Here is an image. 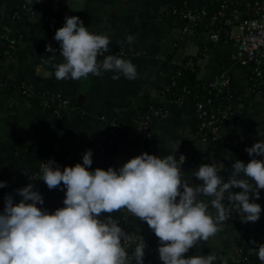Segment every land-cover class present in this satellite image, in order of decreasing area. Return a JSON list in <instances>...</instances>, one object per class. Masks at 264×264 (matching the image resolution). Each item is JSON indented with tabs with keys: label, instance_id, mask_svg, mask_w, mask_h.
Instances as JSON below:
<instances>
[{
	"label": "crops",
	"instance_id": "0c3cea01",
	"mask_svg": "<svg viewBox=\"0 0 264 264\" xmlns=\"http://www.w3.org/2000/svg\"><path fill=\"white\" fill-rule=\"evenodd\" d=\"M183 0H68L66 17L77 16L89 31L110 37L109 51L104 55H120L130 60L137 70V78L129 81L123 76L113 80L115 73L105 72L87 80H57L54 65L63 63L59 42L51 39L41 18L25 14L15 15L22 0H3L0 5V30L5 32L12 49L10 57L0 56V213L5 195L12 194L21 176L31 174L41 163L56 161L73 151L82 154L91 150L95 155L114 133L112 122L128 116L147 100L163 103L161 90L174 72L176 63L185 56L195 57L207 39L195 31L184 35L183 22L169 12ZM201 0H192L197 8ZM78 9V10H76ZM65 19L60 27H63ZM135 38L128 44L126 37ZM46 45L56 49L46 52ZM102 61L103 57H98ZM242 53L234 43L213 45L197 59V78L211 81L227 76L231 79L236 98L229 101V109L237 116L226 122L215 140V151L207 164L222 163L225 171L218 173L227 182L235 161L247 164L250 159L245 148L264 141V95L256 94L249 86L247 67L241 63ZM24 84L33 91L55 95L67 100L74 111L58 119L44 111L39 101H28L17 90ZM179 144L177 148L176 145ZM183 148L203 152L205 145L197 136V124L192 105L180 101L169 117L154 120L147 136L138 139L130 125L123 135L110 145L108 158L119 169L130 159L147 153L163 158L178 154ZM264 159L262 157H254ZM200 165L184 163L181 172L191 185H199L192 175ZM107 171L97 162L94 168ZM94 168L91 171H94ZM233 190H239L233 188ZM44 200V192L39 193ZM14 198V197H13ZM14 203H17L14 200ZM53 203L37 205L42 210L55 208ZM260 219L242 224L225 221L221 231L207 242L201 241L187 256L215 254L214 262L227 264L239 253L256 256V247L264 244V203ZM214 213V209H209ZM126 225L159 244L158 238L145 222L126 211H118ZM255 241V245L249 243ZM257 257V256H256ZM253 264V263H250ZM257 264H261L257 263Z\"/></svg>",
	"mask_w": 264,
	"mask_h": 264
},
{
	"label": "clouds",
	"instance_id": "9594fccd",
	"mask_svg": "<svg viewBox=\"0 0 264 264\" xmlns=\"http://www.w3.org/2000/svg\"><path fill=\"white\" fill-rule=\"evenodd\" d=\"M53 39L59 42L63 58V63L54 65L57 80H87L105 72L115 73L113 80L137 78L130 60L104 55L110 37L90 32L77 16L66 17ZM126 41L131 45L135 38L129 35ZM56 51L46 45V52L53 54L49 60L56 58ZM98 57H103L102 61ZM245 152L253 158L247 164L235 161L227 182L218 174L225 171L224 165L213 162L192 173L202 183L191 186L181 172L184 157L178 161L173 154L158 158L142 153L119 169L109 167L107 171L88 170L91 150L82 155V164L63 171L53 160L41 163L40 180L47 188L66 189L64 206L51 214L37 207L44 200L32 183L15 190L21 198L18 203L12 194L5 195L0 213V264H143L145 243L119 226L112 217L118 211L147 224L158 238L161 264H214L215 254L187 258L186 254L201 241L214 238L232 208L241 213L245 224L260 219L261 206L250 202L249 194L253 201L259 200L264 190V159L254 158H264V141ZM5 187L7 183L0 181V188ZM233 188L241 191L234 194ZM225 201L232 207H226ZM249 243L255 245V241ZM133 244L130 259L127 249ZM250 250L264 264V244Z\"/></svg>",
	"mask_w": 264,
	"mask_h": 264
},
{
	"label": "trees",
	"instance_id": "16d2710c",
	"mask_svg": "<svg viewBox=\"0 0 264 264\" xmlns=\"http://www.w3.org/2000/svg\"><path fill=\"white\" fill-rule=\"evenodd\" d=\"M192 0H183L176 9L178 11H183L186 7H189ZM40 5L39 9H42L45 13H60L62 10H65V14L61 16V21L66 18L68 11V0H39ZM223 0H203L202 6L206 12V17L203 20V24L197 26L195 28V32L202 36L205 32H207L210 28L217 31L219 34V40L216 43H209L206 46H202L200 48V52L195 57L185 56L178 63H176L174 72L166 85L161 90V95L164 97V102H156L147 100L140 108L129 114L128 116H124L115 121L120 125V128L116 134V137L110 136L107 144L104 146L105 154L108 157V150L113 141L123 135L128 130V126L130 125L131 131L136 135V137L140 140L147 136L149 133L151 126L146 130L140 128V122L144 121L146 117L152 118V113L154 110H166L169 115L172 110L177 106V104L182 101H188L192 107L195 116V121L197 124V136L199 140L205 139V148L203 152H198L192 148H183L180 152L185 153L186 162L193 163V165H202L207 164L208 158L215 151V140L214 135L211 131L216 125H220L221 127L229 121H235L236 115L234 112L229 109V101L236 98L237 95L234 91V87L231 79L229 78V83L227 85L216 84L213 87L210 86L211 81H203L197 78V59L201 56L202 52H205L213 45H217L220 43H224L227 40V31L229 28L222 25V22L217 21L214 22L212 27L208 26L210 23V18L213 14L217 13L220 10L221 4ZM1 5V2H0ZM4 35V38L1 36ZM5 32L0 30V56L1 57H10L12 55V49L10 44H5L7 42ZM259 69L261 71V77H257L254 72V67L247 66L246 75L249 80V86L252 91L256 94L264 95V65H259ZM17 90L20 91L21 87L18 85ZM35 95L32 98H29L28 101H39V97L42 95L39 91H34ZM60 98L55 96V100L58 101ZM201 105L206 113L205 116L198 118L197 116V106ZM54 109L52 107L47 108L46 112L52 113ZM71 111H74V107L71 106ZM67 115V114H65ZM65 115L63 117H65ZM218 123H217V121ZM211 121L210 125H207L208 122ZM204 124V126H203ZM179 152V153H180ZM82 155L79 156V159L82 161ZM92 165L88 168L89 171L94 168L97 164L99 158L97 153L92 155ZM95 162V163H94ZM73 165L71 164L70 167ZM38 170L35 169L31 174L21 176L20 180L15 187L14 190L19 188L22 184L27 182L30 175L36 173ZM39 174L38 178L31 180L29 183L34 185L33 190L39 193L44 192V201L46 203H53L55 200H58V205H63V199L65 198V190L53 189L49 190L46 184L40 180ZM63 186L61 185V189ZM231 191L235 194L241 191L233 190ZM14 193V191H13ZM250 202L258 203L259 205L264 203V190L260 191V199L253 201L250 198ZM225 206L232 207L229 202L225 201ZM64 206V205H63ZM56 208V206H55ZM47 207L46 210L49 214L54 212L56 209ZM211 209V208H210ZM240 213L236 208H232L231 215L234 216ZM241 214V213H240ZM112 217L116 219L118 222L122 223L123 230L125 232H138L131 228H129L122 216L115 212L112 214ZM227 222L234 223L231 217H229ZM240 223L245 224L241 221ZM148 239V238H147ZM149 240V239H148ZM150 241V240H149ZM153 247H159V244H155L150 241ZM187 256V255H186ZM241 264H257L260 263L259 259L256 256L247 255L246 253L241 251ZM221 264V263H216ZM227 264H236V260H229Z\"/></svg>",
	"mask_w": 264,
	"mask_h": 264
},
{
	"label": "built area",
	"instance_id": "2783aa9c",
	"mask_svg": "<svg viewBox=\"0 0 264 264\" xmlns=\"http://www.w3.org/2000/svg\"><path fill=\"white\" fill-rule=\"evenodd\" d=\"M3 0H0L2 3ZM203 0H201V4L197 8L186 7L183 11H178L176 8L172 9L169 13L171 15L177 16L183 22V31L184 35L188 33H192L195 31V28L201 24H203V20L206 17V12L202 6ZM40 2L39 0H22V3L19 5L18 9L15 10V15L25 14L29 17H38L41 18L45 23L49 31V36L53 39L55 32L57 29L61 28L60 25L63 21H61V16L65 14V10H62L60 13H45L42 9H39ZM220 21L222 25L229 28L227 31V40L225 43H234L236 44L241 53L242 60L241 63L243 66L254 67V72L257 77H261V71L259 69V65H264V0H223L220 10L213 14L210 18V23L208 26L212 27L214 22ZM203 37L207 39V43H216L219 40V34L217 31L213 29H209L207 32L202 34ZM4 38V35L1 36ZM229 83V77L223 76L218 77L212 80L210 86L213 87L216 84H220L222 86L227 85ZM21 90L20 94L26 98H32L35 95V92L28 88L26 85H20ZM39 103L44 109L47 111V108L52 107L54 111L52 114L58 119H62L65 114L71 113V105L67 100L59 99L55 100V95H45L42 94L39 97ZM206 113L201 105L197 106V116L201 118L205 116ZM169 117V113L165 110H154L152 113V118L146 117L144 121L140 122L139 126L143 130H146L150 126L154 120H166ZM217 121V120H216ZM218 123V121H217ZM211 121L207 123L210 125ZM112 128L114 129V133L112 136L116 137V134L120 128V125L116 122H112ZM204 126V124H203ZM223 127V126H222ZM222 127L220 125H216L211 128V131L214 135V140H216L217 134L221 131ZM201 143L205 144L206 140H200ZM82 153L78 151H73L64 157L57 159L55 161L56 165H59L60 170L63 171L64 167H70L77 163H81L82 161L79 159V156ZM98 162L105 165L106 167H112L116 170L114 164L110 161V159L106 156L104 147H102L98 152ZM184 157V163L186 162L185 153L180 152L178 154V161L180 157ZM95 163V162H94ZM97 163V162H96ZM193 164V163H190ZM41 165V164H40ZM40 165L37 167V172L30 175L27 182L22 184L19 188L26 187L31 180L38 178L41 172ZM251 198V193L249 194ZM14 200L18 203L20 201V197L15 194V190L13 193ZM55 209L62 208L63 205H55ZM230 207V206H226ZM235 222H240L241 214L238 213L234 216L230 214V216ZM119 226L122 227L123 224L119 222ZM133 236L142 237L145 248H144V257L143 264H161L158 255V247H153L147 237L140 232H126ZM135 244L127 249L129 253V257L131 259L132 254L134 253ZM190 257V256H186ZM241 253L236 258V264H241ZM134 264V261L132 262Z\"/></svg>",
	"mask_w": 264,
	"mask_h": 264
},
{
	"label": "water",
	"instance_id": "95a60500",
	"mask_svg": "<svg viewBox=\"0 0 264 264\" xmlns=\"http://www.w3.org/2000/svg\"><path fill=\"white\" fill-rule=\"evenodd\" d=\"M97 169V167L94 168V170Z\"/></svg>",
	"mask_w": 264,
	"mask_h": 264
}]
</instances>
